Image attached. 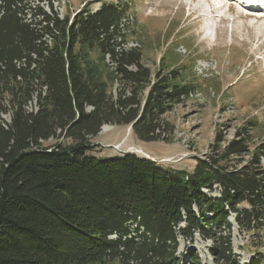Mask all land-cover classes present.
<instances>
[{
	"label": "trees",
	"instance_id": "trees-1",
	"mask_svg": "<svg viewBox=\"0 0 264 264\" xmlns=\"http://www.w3.org/2000/svg\"><path fill=\"white\" fill-rule=\"evenodd\" d=\"M36 1L51 10L0 0V264H202L196 251L177 254L179 239L196 234L211 241L213 264H240L229 215L246 235L264 228V143L249 146L256 126L241 127L223 148L217 140L191 172L133 153L91 154L104 124L130 126L143 143L165 140L162 116L194 88L177 70L151 74L136 49H123L122 3L60 18L52 9L59 0ZM104 68L120 84L114 99ZM35 93L38 110L28 113ZM57 132L71 144L44 146ZM261 263L253 255L243 264Z\"/></svg>",
	"mask_w": 264,
	"mask_h": 264
},
{
	"label": "rangeland",
	"instance_id": "rangeland-1",
	"mask_svg": "<svg viewBox=\"0 0 264 264\" xmlns=\"http://www.w3.org/2000/svg\"><path fill=\"white\" fill-rule=\"evenodd\" d=\"M219 1L225 3L221 10L224 19L221 21H211L206 15L208 8L211 9V0L52 2V9L60 18L66 13H76L84 6L96 10L102 2L122 3L127 18L123 49H136L140 63L151 74L158 70L164 74L177 70L180 79L194 88L183 102L162 116L167 125L166 128L160 127L158 132L165 140L143 143L133 135L130 126L104 124L98 135L90 139L94 145L91 154L107 157L133 153L152 159L162 168L191 172L198 159L214 154L212 146L217 140L223 141L221 147H224L235 138L238 129L248 128V123L256 126L249 132V146L253 148L264 143V20L254 22L262 11H257L259 7L253 9L248 6L252 0H243V4L256 10L254 12L246 11L232 0ZM32 4L46 12L51 10L47 3L40 4L34 0ZM191 9H195L200 18L189 17ZM237 14H248L251 18H237ZM212 22L216 29L208 36V25ZM224 42L226 45H223ZM106 63L113 66L109 60ZM128 69L134 68L131 66ZM107 73L104 68L102 78L107 83V92L114 99L120 84L117 81L111 83ZM5 118L8 120L7 116ZM57 134L43 145L71 144V139L66 138L63 132ZM248 159L249 156H245L241 162L245 163ZM262 162L264 164V160ZM226 163L239 167L237 163L240 162L230 158ZM233 217L234 214H230L228 220L231 223L230 247L235 259L243 264L253 255H262L261 264H264V228L246 235L238 231ZM210 245V240L201 239L196 234L192 241L179 239L177 254L183 256L186 250H193L198 253L202 264H213L207 251ZM125 262L144 264L134 257ZM112 264L121 262L116 260Z\"/></svg>",
	"mask_w": 264,
	"mask_h": 264
},
{
	"label": "bare ground",
	"instance_id": "bare-ground-1",
	"mask_svg": "<svg viewBox=\"0 0 264 264\" xmlns=\"http://www.w3.org/2000/svg\"><path fill=\"white\" fill-rule=\"evenodd\" d=\"M193 1V0H192ZM247 1V0H246ZM249 1V0H248ZM252 2H255L254 0H252ZM252 2H249L250 4H248V6H250L251 8H256L257 7V3L255 2V3H252ZM247 3V2H246ZM211 9L210 8H208V10H207V14L206 15H209V17L210 18H212L213 20H222V19H224V14L223 13H221V10H222V8L225 6V3H223V2H220L219 0H211ZM228 11L227 12H229V9H227ZM220 12V13H219ZM213 13H215V16L213 15ZM200 14V13H199ZM261 15L259 16V17H257V18H254V22H260V21H262V20H264V9H262V12L260 13ZM200 15H203V14H200ZM205 15V14H204ZM238 16H237V18H246V19H249V18H251V15H241V14H237ZM194 16H196V18L198 19V18H200V16H197V12L195 11V9H191L190 10V13H189V17H194ZM195 21H197V20H195ZM256 26V25H255ZM253 28V27H252ZM203 41H204V39H203ZM208 41V40H207ZM206 41V42H207ZM210 42V41H209ZM211 43V42H210ZM209 43V44H210ZM218 45V44H217ZM216 45V46H217ZM223 45H226V42H224V44ZM233 45V44H232ZM227 46H229V45H227ZM231 46V45H230ZM219 47V46H218ZM226 47V46H225ZM219 48H221V47H219ZM223 48V47H222ZM214 49H216V48H214ZM106 129V128H105ZM104 129V130H105ZM108 129H109V127H108Z\"/></svg>",
	"mask_w": 264,
	"mask_h": 264
},
{
	"label": "built area",
	"instance_id": "built-area-1",
	"mask_svg": "<svg viewBox=\"0 0 264 264\" xmlns=\"http://www.w3.org/2000/svg\"><path fill=\"white\" fill-rule=\"evenodd\" d=\"M44 40L47 42V44H51V38L49 35H45L44 36ZM16 63L17 67H20V66H25V59L22 58L20 61H13ZM34 66V65H33ZM33 66L31 67V69L33 68ZM17 80H21L20 77H17ZM46 87H42V90H41V94L42 96L45 95V92H46ZM37 94L35 93L32 97V100L28 102L27 106L25 107L26 111L28 113H36L37 110H38V107H37V98H36ZM32 104H33V107H32ZM8 117V120H6L5 117ZM10 114L9 113H6V114H1V118L4 120V122H7L9 123L10 122Z\"/></svg>",
	"mask_w": 264,
	"mask_h": 264
},
{
	"label": "water",
	"instance_id": "water-1",
	"mask_svg": "<svg viewBox=\"0 0 264 264\" xmlns=\"http://www.w3.org/2000/svg\"><path fill=\"white\" fill-rule=\"evenodd\" d=\"M130 129H131V127H130Z\"/></svg>",
	"mask_w": 264,
	"mask_h": 264
}]
</instances>
